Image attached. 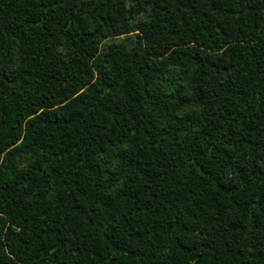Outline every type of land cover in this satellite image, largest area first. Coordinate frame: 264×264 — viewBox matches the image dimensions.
Segmentation results:
<instances>
[{
	"label": "trees",
	"instance_id": "1",
	"mask_svg": "<svg viewBox=\"0 0 264 264\" xmlns=\"http://www.w3.org/2000/svg\"><path fill=\"white\" fill-rule=\"evenodd\" d=\"M0 264H264V0H0Z\"/></svg>",
	"mask_w": 264,
	"mask_h": 264
}]
</instances>
